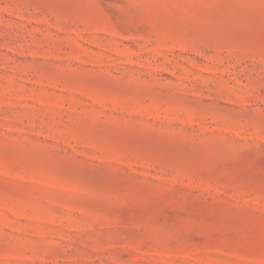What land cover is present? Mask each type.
Listing matches in <instances>:
<instances>
[{
    "label": "rangeland",
    "instance_id": "374dc122",
    "mask_svg": "<svg viewBox=\"0 0 264 264\" xmlns=\"http://www.w3.org/2000/svg\"><path fill=\"white\" fill-rule=\"evenodd\" d=\"M0 264H264V0H0Z\"/></svg>",
    "mask_w": 264,
    "mask_h": 264
}]
</instances>
